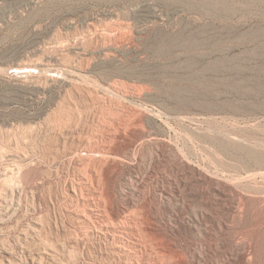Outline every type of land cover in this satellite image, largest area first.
Returning a JSON list of instances; mask_svg holds the SVG:
<instances>
[{
  "label": "rangeland",
  "instance_id": "rangeland-1",
  "mask_svg": "<svg viewBox=\"0 0 264 264\" xmlns=\"http://www.w3.org/2000/svg\"><path fill=\"white\" fill-rule=\"evenodd\" d=\"M216 186L243 219L196 218ZM242 248L264 264V0H0V264Z\"/></svg>",
  "mask_w": 264,
  "mask_h": 264
},
{
  "label": "bare ground",
  "instance_id": "bare-ground-1",
  "mask_svg": "<svg viewBox=\"0 0 264 264\" xmlns=\"http://www.w3.org/2000/svg\"><path fill=\"white\" fill-rule=\"evenodd\" d=\"M89 191H91V190L89 189ZM198 195L196 193L195 194L192 193L193 197H198ZM91 196L94 197V196H96V194L91 192ZM229 199L234 200V201L230 204H227L226 202H228ZM243 202H244L243 197L239 196L235 191L222 189V188L216 186L213 188V198L202 201L199 205V207L201 208V211L197 212L194 210V212H195L196 218L199 219L200 217H203L206 212H209L212 214L213 212L217 211L218 208L223 209L225 221L226 222H232L234 219H237V218L243 219L244 218L248 208L246 207V205ZM216 207H218V208H216ZM219 226H220V230L223 231L224 230V224H219ZM103 234L107 235L105 232ZM241 251H242V253L238 254V253H236L235 250H231L226 256H224L222 258V261H221L222 263H219V264H232L234 262L242 261L243 259L248 260L249 258L247 257V254L249 256H252V253L249 250H247L246 248H242ZM7 260H8L7 264H14L12 258H7Z\"/></svg>",
  "mask_w": 264,
  "mask_h": 264
}]
</instances>
